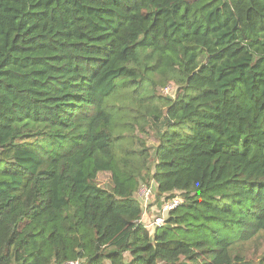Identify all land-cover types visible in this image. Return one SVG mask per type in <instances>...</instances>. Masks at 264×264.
Returning a JSON list of instances; mask_svg holds the SVG:
<instances>
[{
    "label": "trees",
    "instance_id": "1",
    "mask_svg": "<svg viewBox=\"0 0 264 264\" xmlns=\"http://www.w3.org/2000/svg\"><path fill=\"white\" fill-rule=\"evenodd\" d=\"M76 260L264 264V0H0V264Z\"/></svg>",
    "mask_w": 264,
    "mask_h": 264
},
{
    "label": "built area",
    "instance_id": "2",
    "mask_svg": "<svg viewBox=\"0 0 264 264\" xmlns=\"http://www.w3.org/2000/svg\"><path fill=\"white\" fill-rule=\"evenodd\" d=\"M153 183L140 185L135 193L136 200L138 201V203L142 208V216L140 223L144 228L148 230L152 229V231L163 227L169 213L177 209L182 202L178 195H174L172 197L161 196L158 199L160 206L159 208L156 209L155 216H153L152 219L149 220L151 216H147V215H150V212H152V208L148 209V207L150 206L151 200L153 199L152 197L153 186H154ZM63 264H82V263L81 261L76 260V261H68Z\"/></svg>",
    "mask_w": 264,
    "mask_h": 264
},
{
    "label": "rangeland",
    "instance_id": "3",
    "mask_svg": "<svg viewBox=\"0 0 264 264\" xmlns=\"http://www.w3.org/2000/svg\"><path fill=\"white\" fill-rule=\"evenodd\" d=\"M167 87V88H166ZM165 88H163L162 89V93L163 94H168V95H172L173 96V94H174V92H175V88L173 87V86H166ZM169 87V88H168ZM147 144H148V142H147ZM100 182L102 183V184H104V183H106L107 182V179L106 178H104V177H100ZM150 183H153L152 181H148V184H150ZM153 193H152V197H153V199L151 200V203H150V206L148 207V209L149 208H152V212H150V215H147V216H151V218L149 219V220H151L152 219V217L153 216H155V211H156V209L157 208H159V206H160V204H159V201H158V199H157V194H156V187H155V184L153 183ZM134 197L136 198V194L134 195ZM148 213V212H147ZM149 230H151L152 231V229H149Z\"/></svg>",
    "mask_w": 264,
    "mask_h": 264
}]
</instances>
